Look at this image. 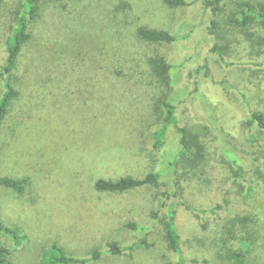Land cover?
Wrapping results in <instances>:
<instances>
[{
	"label": "rangeland",
	"instance_id": "obj_1",
	"mask_svg": "<svg viewBox=\"0 0 264 264\" xmlns=\"http://www.w3.org/2000/svg\"><path fill=\"white\" fill-rule=\"evenodd\" d=\"M20 1L7 0L1 9L11 17ZM229 4L228 12L236 14ZM44 11L53 17L39 25L47 28L44 20H56L59 44H37L28 58L43 53L75 76L58 84L55 98L48 95L51 84L40 79L46 91L36 95L44 107L12 115L1 128L0 176L31 180L23 193L0 186V220L20 235L2 236L11 260L43 264L57 245L87 264H176L165 230V207L173 195L190 208L178 222L188 264H232L221 260L229 247L251 250L246 264H264V130L251 124L249 114L250 109L264 114V41L258 39L264 33L252 28L251 40L222 23L213 38L204 0L184 8L165 0H65ZM6 22L0 27V72L13 28V20ZM140 28L171 32L178 43L144 42ZM65 46L74 49L70 60ZM152 58L173 65L169 88L155 79ZM115 76L119 79L112 81ZM163 96L178 106L179 124L197 134L194 142L205 144L201 181L170 164L181 151L174 128L163 150L153 148ZM234 160L248 182L237 177ZM152 171L162 175L157 186L124 194L95 189L99 179L142 178ZM192 180H205L202 187L212 191L220 188L196 202L204 207L215 202L217 215L194 210ZM239 216L251 221L233 224ZM230 230L237 238L229 246ZM109 243L120 253H112Z\"/></svg>",
	"mask_w": 264,
	"mask_h": 264
},
{
	"label": "trees",
	"instance_id": "obj_2",
	"mask_svg": "<svg viewBox=\"0 0 264 264\" xmlns=\"http://www.w3.org/2000/svg\"><path fill=\"white\" fill-rule=\"evenodd\" d=\"M62 1L65 0H21L19 4L15 6V10L11 11L10 17V12H8L7 9L4 8L3 11L1 9L7 4V0H0V27L8 23L6 20H13L11 34L5 41V64L0 72V80L3 82V93L0 96V139L1 128L12 115L24 112L35 113L44 107L45 102L39 95H36L37 91H43L45 89L43 87L39 88L38 84L41 82L40 79H43L44 81L46 80L51 84L48 95L51 98H55L58 94V84H62L63 82L66 83L70 80L71 76H73V74L70 75L69 70L64 72L61 64H51L47 59L45 60L43 53L34 52L33 55L28 58V52L33 50L37 44L42 45L45 48H55L58 46L60 36L59 29L57 28L58 22L56 20H44L47 24L50 23V26L47 28L42 27L39 24L43 19L53 17L50 13L48 16V13L44 11L46 5L53 8V6H56ZM199 1L201 0H165L168 6L174 8L190 7ZM204 2L206 9L209 10L211 16L208 31L209 35L213 38L219 34L222 23H227L233 28L241 30V32L246 34L251 40L256 37L255 32L250 31L252 28H257L264 33V0H204ZM229 3H233L238 9L236 14L228 12L226 5H231ZM138 35L141 40L147 43L172 45L178 43V40L173 33L168 31L140 28L138 30ZM258 39L264 41V36H260ZM83 46H80L82 47L81 50L85 49ZM129 47L132 49L131 46ZM64 49L67 58L70 60L74 49L69 46H65ZM218 49V46L213 48L215 52H218ZM78 54L84 55V52L80 51ZM218 54L220 55L219 52ZM149 66L152 69L155 79L159 81L160 85H165L167 86L166 88H169L171 80L170 74L174 68L173 65L162 58H152L149 60ZM118 77L119 76H115V78L110 77V79L116 81L119 79ZM76 81L79 80L76 79ZM243 97L245 98V96ZM57 101L58 100H56V102ZM159 102V106H161L163 111L162 116L160 117V127L153 134V148L157 151L163 150L168 142L169 131L171 128H174L179 137L181 151L179 158H177L174 163L171 162L170 164L175 167H180L184 176L191 179L197 178L201 181L202 177L206 175L207 167V149L203 140L201 142L204 147L201 146V143L200 145L194 142L195 138L197 139V134L193 130L179 124L177 118V105L173 104L170 100H167L165 96L159 99ZM249 114L251 117V124L256 123L264 130V114L252 111L251 109L249 110ZM234 163L236 165L237 177L243 178L242 181L244 182L246 177L242 164L237 160H234ZM161 178L162 175L159 172L152 171L142 178L124 176L117 180L99 179L95 184V189L99 192L124 194L138 188L157 186L159 185ZM202 181L203 183L206 182L205 180ZM245 182H248L247 178ZM30 183L31 180L29 177L14 179L11 177L0 176V186L11 189L17 193H23ZM192 183H195V181L192 180ZM203 183L191 184L197 188L193 191L191 196L195 207L194 210H199L198 208L204 209V215L206 213H214L215 216L218 212L217 206L214 207L215 202L212 205H207V207H204L203 204L200 206L196 205V202H199L203 196L210 198L211 195H214L215 191H220V188L212 191L203 188ZM249 186L251 187L252 185L249 184ZM209 192L213 194H208ZM199 194L201 195L198 196ZM174 199L176 198H174L173 195H168L169 203L165 207L167 213L165 230L168 245L169 249H171L177 257L176 264H188V259L183 250L181 228L178 222L181 211L183 209L189 210L190 208L183 203L181 199ZM206 202L208 203V201H205V204ZM249 221H251L249 216H239L234 218V221L232 222L233 224L240 223L247 225ZM3 235H13L14 237L19 238L20 235L16 229L7 227L0 220V264H15L10 257L11 251L6 248L2 241ZM228 235L225 243L230 246L237 238L236 231L232 232L230 230ZM239 241H241L240 238ZM108 246L110 251L114 254H119L121 251L117 245L109 243ZM246 250H248V248ZM250 253L251 250L243 253L235 251L232 247H229V249L226 250L225 256H221V260H223L224 263L246 264ZM98 256L99 253H95L94 259H97ZM192 263L200 264L199 260H193ZM43 264H87V261L77 259L76 257L69 255L64 248L53 245L50 254L47 253L46 256H44ZM206 264L211 263L210 261H206Z\"/></svg>",
	"mask_w": 264,
	"mask_h": 264
}]
</instances>
